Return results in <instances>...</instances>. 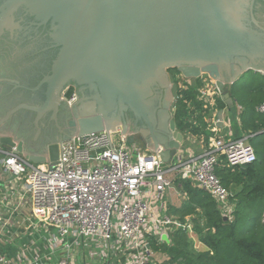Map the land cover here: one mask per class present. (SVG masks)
Here are the masks:
<instances>
[{
  "label": "water",
  "instance_id": "1",
  "mask_svg": "<svg viewBox=\"0 0 264 264\" xmlns=\"http://www.w3.org/2000/svg\"><path fill=\"white\" fill-rule=\"evenodd\" d=\"M255 1L4 0L0 39H8L0 42V76L19 67L29 72L33 65L38 73L21 81L13 75L15 80L0 78V147L17 151L48 172V166L62 161L60 142L65 139L122 133L129 145H137L118 121L130 111L149 128L145 149L168 167L183 150L185 137L173 120L177 86L165 70L174 67L187 80L208 77L220 100L232 109L230 87L250 72L264 76V13L253 15ZM19 10L30 14L38 27L49 23L48 41L54 49L49 71H44L39 56L34 64L42 39L35 42L31 31L20 24L22 19L15 18ZM16 41L27 44L29 52L12 48ZM25 56H33L34 62L22 63ZM69 88L77 92L66 103L70 119L64 129L58 113L61 95ZM157 88L163 93V110L157 112L158 122L152 127L147 115H155ZM35 93L41 95L39 103L27 100L26 95L31 99ZM23 114L28 117L26 126L21 123ZM46 118L56 128L55 138L45 130ZM161 239L169 245L166 235Z\"/></svg>",
  "mask_w": 264,
  "mask_h": 264
},
{
  "label": "built area",
  "instance_id": "2",
  "mask_svg": "<svg viewBox=\"0 0 264 264\" xmlns=\"http://www.w3.org/2000/svg\"><path fill=\"white\" fill-rule=\"evenodd\" d=\"M199 79L196 101L215 134V126L227 124L214 116L220 92L208 77ZM177 80L178 90L194 81ZM74 96L64 97L65 102ZM255 111L264 116V103ZM206 146L199 157L179 151L163 167L148 150L129 145L122 133L109 138L101 132L61 141L62 161L48 166V172L0 147V264H163L171 257L161 250L166 244L161 236L170 247L178 231L197 242V252L204 251L193 221L168 214L167 192L176 179L189 181L230 218L231 193L216 175L221 158L231 170L256 161L244 139L227 141L215 134Z\"/></svg>",
  "mask_w": 264,
  "mask_h": 264
},
{
  "label": "trees",
  "instance_id": "3",
  "mask_svg": "<svg viewBox=\"0 0 264 264\" xmlns=\"http://www.w3.org/2000/svg\"><path fill=\"white\" fill-rule=\"evenodd\" d=\"M198 81L194 80L186 90L178 91L174 122L179 132L189 130L192 122L188 121L197 119L192 114L202 112L201 105L196 101ZM188 103L192 111L188 109ZM216 106L224 107L220 98L216 99ZM194 132V129L190 130V133ZM225 165L222 157L216 169L222 185L228 189L231 180L241 188L238 193L231 195V200L236 201L231 217L224 221L209 195L185 183L189 194L188 206L169 210L180 221L197 210L201 212L203 224L201 227L200 222L194 220L195 231L206 249L196 254L189 253V241L185 233L178 231L174 233L172 246L165 244L161 247L162 252L171 257L163 264H264V169L260 168L257 157L254 164L244 168V174L238 169H228Z\"/></svg>",
  "mask_w": 264,
  "mask_h": 264
},
{
  "label": "crops",
  "instance_id": "4",
  "mask_svg": "<svg viewBox=\"0 0 264 264\" xmlns=\"http://www.w3.org/2000/svg\"><path fill=\"white\" fill-rule=\"evenodd\" d=\"M250 73V76L256 80L255 83H250V85L245 86L240 81L230 87L229 94L233 99L232 109H228L225 105L223 108L216 109L214 116L220 118L227 124L215 126L217 129L215 134H217V137L227 141L238 139L246 140L253 147L260 168L264 169V116L255 111L257 105L264 103V93H261V91L264 90V76L261 73ZM198 80L197 83L200 85L201 80ZM245 91L247 92L246 94ZM245 96L248 97L244 98ZM205 115L204 112L195 115L197 118L196 121L189 120V123L192 122L194 128L191 126L189 130L182 132L185 139L181 152L184 154H192L195 157L201 156L203 151L207 149L206 142L208 138L215 135L212 133L214 124L209 122V116L206 115V117ZM192 129L196 132L190 133ZM238 171L244 174V168ZM185 183H190L191 187L195 189L191 182L176 179L172 189L167 192L165 197L168 214L176 218L178 217L174 216L169 208L183 209L188 206L189 194L187 195L188 190L184 187ZM228 187L227 190L231 195L241 190V188L236 183L231 182V180ZM231 202L235 209L236 201L231 200ZM185 219H190L193 223L194 220H196L198 223L200 222L199 225L203 224L201 212L199 210L184 217L183 221Z\"/></svg>",
  "mask_w": 264,
  "mask_h": 264
},
{
  "label": "flooded vegetation",
  "instance_id": "5",
  "mask_svg": "<svg viewBox=\"0 0 264 264\" xmlns=\"http://www.w3.org/2000/svg\"><path fill=\"white\" fill-rule=\"evenodd\" d=\"M3 1L4 0H0V4H2ZM20 11L21 10H19L16 13L15 18H21L22 19V21H20V24L23 27H26L27 30L31 31L30 34L34 36L32 39L35 42L38 41V39L39 40L42 39V48H41L42 50H41V53L39 55L34 54V56H35V63L34 64H36V60H37L36 57L39 56L40 58H38V59H39L40 65L41 64L44 65V71L45 70L49 71L50 67H51V65H50L51 60L54 57V55H53L54 49L50 48V42L48 41V39H49V31H50L49 23H47L46 25H41L40 27H38V25H37L38 22L36 20H34V18L30 14L28 15V14H26L24 12H20ZM252 13H253L254 16L257 15V14L259 15L260 13L263 14L264 13V2L256 0L254 2V4H253V7H252ZM248 20H249V18H248ZM1 39H0V42L5 40V39H8V38H7V36H3V39L2 40ZM17 42L18 41L14 42V44H17V46L16 47L12 46V48H16L19 51H24L25 53L29 52L28 49H30V48L25 46L27 44H21V43H19V42L17 43ZM4 43H6V42H4ZM7 44L8 43L4 44L3 47H6ZM32 49L33 48H31V50ZM29 55H30V53H29ZM21 61H22V63L34 62V57L33 56H29V58H27L25 56ZM165 71H166L167 75H169V76H171L173 78L174 84L177 86L176 93H177V97H178V91L179 90H178V84H177V77L180 76V75H179V73L177 72V70L174 67L167 68ZM7 72H9L11 74L9 76L5 75V74H2L0 76V78L6 77L9 80H15L16 78H12V76H11V75H13V76H19V79L21 81V80H26L28 75H29V78L34 79L35 76L31 75V73H35V74L38 73L36 71L34 65L29 70V72H27L26 69H24L22 67H19L17 70H14V71H12V69H8ZM39 78H40V76H39ZM36 81L30 82V84L31 85L35 84ZM155 90H156L155 91V96L157 97V101H155V106L153 108L155 110V115L152 116V117L147 115L149 117L148 120L151 121L152 127H154L155 126L154 124H156L158 122L157 112L159 110L160 111L163 110L162 109V105H161V101L163 99V93L158 88L155 89ZM72 92L76 94L77 91H75L74 88H69V89L65 90L63 92V94L61 95L63 102L61 104V108H60V111L58 113V119H59L60 128L62 127L64 129H67L66 123H67L68 119H70V115L68 114L67 109L70 106H68L66 104V102L64 100V97L66 98ZM33 96L34 97H31V99H30L29 95H26L27 100H32L35 103H37V102L39 103V101L41 99V95L39 93H35ZM78 96H77V99H78ZM76 102H77V100H76ZM23 116L24 117L22 119L20 118L21 121H22L21 123L25 124V126H26L25 121H26V118H28L30 116V113H29L28 117L26 116V114H23ZM161 120L164 121V122L167 121V119L165 117H162ZM118 121L120 122V126L122 127V129H123V124L126 125L127 131L133 135L134 141L137 144V146L145 149V144L150 139V135H149L150 131H149V128H148L146 122L140 116H135L130 111L124 112V118L120 119L118 117ZM45 124L47 125V127L45 129L47 134L50 135L52 138H55L57 136V131H56V128L53 125V123L52 122L48 123V118H46ZM11 127L12 126H7V128H11ZM121 127L119 129H117L120 132H121ZM65 131H67L68 133L70 132V130H65Z\"/></svg>",
  "mask_w": 264,
  "mask_h": 264
},
{
  "label": "rangeland",
  "instance_id": "6",
  "mask_svg": "<svg viewBox=\"0 0 264 264\" xmlns=\"http://www.w3.org/2000/svg\"><path fill=\"white\" fill-rule=\"evenodd\" d=\"M251 75V73H249V74H247V75H245L244 76V79H242L241 80V82H242V84H244L245 86L246 85H250V83H255L256 82V80H254L253 78H252V76H250ZM177 77V76H176ZM251 77V78H250ZM251 80V81H250ZM178 81V80H177ZM260 81V80H259ZM248 82V83H247ZM245 94H246V92H245ZM206 116V115H205ZM207 117V116H206ZM195 224V223H194ZM188 244H189V253H194V254H196V250H195V248H196V246H197V242L195 241L194 242V244L191 242V241H189L188 242ZM194 246H195V248H194ZM165 254H167V255H169L168 253H165ZM164 255V254H163ZM177 254H175V256H176ZM165 256V255H164ZM159 260H162V258L161 257H159Z\"/></svg>",
  "mask_w": 264,
  "mask_h": 264
}]
</instances>
